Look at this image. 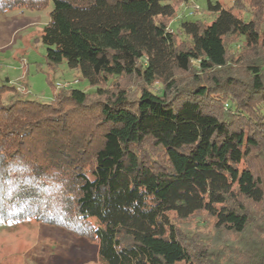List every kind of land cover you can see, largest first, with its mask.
<instances>
[{"label": "trees", "instance_id": "trees-1", "mask_svg": "<svg viewBox=\"0 0 264 264\" xmlns=\"http://www.w3.org/2000/svg\"><path fill=\"white\" fill-rule=\"evenodd\" d=\"M50 1L41 39L51 65L66 62L92 86L131 75L143 86L135 103L122 89L102 102L96 121L81 88L47 103L2 80L0 221L94 237L105 264H193L170 214L206 211L246 242L209 264H264V180L254 169L264 168V60L223 76L228 36L264 46V2L245 20L208 0L216 17L181 21L184 45L165 21L179 0H0V12Z\"/></svg>", "mask_w": 264, "mask_h": 264}, {"label": "rangeland", "instance_id": "rangeland-1", "mask_svg": "<svg viewBox=\"0 0 264 264\" xmlns=\"http://www.w3.org/2000/svg\"><path fill=\"white\" fill-rule=\"evenodd\" d=\"M216 1H220L224 7L232 9L245 20L251 19L257 3L264 2V0H212L213 3ZM174 4V16L165 18V21L182 45L189 42V37L178 29L181 21L201 19L204 22H211L217 15L208 9V0H179ZM53 8V1H50L42 10L18 7L0 12V85L2 80L8 78L10 84L18 86L20 91H26L28 98L49 103L54 101L55 94L60 89L56 83L72 82L69 87L75 86L88 92L90 117L96 121L101 120L98 116L101 110L99 105L121 89L127 93L129 100L135 103L143 86L142 80L136 75L110 77L100 85L92 86L79 71L70 68L66 62L56 67L48 62L47 46L42 42L41 35L50 20ZM261 29H264V23L261 24ZM227 43L232 68L225 71L223 76L229 74L242 76L245 60L253 58L264 60V46L258 50L248 48L237 35L228 36ZM194 64L197 62L194 61ZM188 80L186 77V81ZM160 86L161 84L156 82L152 89L157 91ZM221 96V93L213 94V98H218L217 103L214 101L218 113L224 110L222 103L224 100H221ZM254 169L264 180L261 162L257 161ZM170 216L180 238L194 254L193 264H209L207 262L209 256L211 259L216 258V253L224 250L223 248L234 245L241 249L246 243L244 235L226 228H218L216 219L206 211H199L188 218H178L175 213H171ZM91 220L96 224L95 219ZM0 264L105 263L99 257V242L94 237L80 236L67 229L32 219L16 224L0 221Z\"/></svg>", "mask_w": 264, "mask_h": 264}, {"label": "built area", "instance_id": "built-area-1", "mask_svg": "<svg viewBox=\"0 0 264 264\" xmlns=\"http://www.w3.org/2000/svg\"><path fill=\"white\" fill-rule=\"evenodd\" d=\"M77 82V81H76ZM75 82V83H76ZM74 83V82H73ZM72 84V82H58V83H56V85H57V87L58 88H62V87H69L70 85Z\"/></svg>", "mask_w": 264, "mask_h": 264}]
</instances>
